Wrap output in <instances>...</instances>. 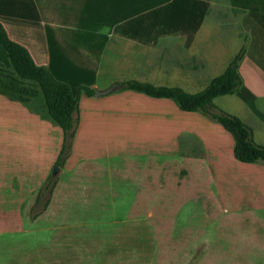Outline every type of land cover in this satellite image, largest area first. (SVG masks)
<instances>
[{"label": "rangeland", "instance_id": "374dc122", "mask_svg": "<svg viewBox=\"0 0 264 264\" xmlns=\"http://www.w3.org/2000/svg\"><path fill=\"white\" fill-rule=\"evenodd\" d=\"M141 55L128 48V66L132 68ZM176 63L185 66L186 61ZM229 63L225 55L224 59L210 61L198 85L187 83L193 78L188 73L178 72L156 85L196 94L206 89ZM123 68L119 67L115 75L117 81L137 79L131 69ZM245 79L252 82L247 72ZM246 89L260 91L253 82ZM121 92L106 95L94 105L82 102L84 120L87 122L89 111L99 109L107 114L109 108L117 107L124 111L121 118L127 117V111L133 122L107 127L92 119L78 135L80 111L72 150L62 165H57V160L64 133L50 118L42 96L22 103L42 122L41 127L19 123L13 128L9 119L0 117L2 133L14 130L41 137L33 142L27 156H22V165L16 167V172L7 161L21 157L3 149L0 152V264H264V214L255 221L226 220L224 227L216 208H212L213 202L205 197L186 195L162 205L160 201L135 199L134 193L141 190L133 185L153 181L212 182L225 177L252 185L250 190L238 189L237 197L243 199L252 197L250 192L264 194V164L239 162L234 156L233 136L203 113L184 112L172 100L151 99L132 91L114 100L112 96ZM214 105L227 112L217 103ZM236 107L245 114L240 103L235 102ZM142 112L169 117L171 121L161 118L153 124H143ZM252 120L254 128L246 125L259 144L258 140H264V128L256 117ZM182 130L197 131L202 136ZM200 140L207 141L210 147L218 145L214 141L221 143L224 153L221 161L217 158L221 173L206 164L208 157ZM121 143L124 151L120 150ZM176 207L179 209L173 217L169 211L174 212Z\"/></svg>", "mask_w": 264, "mask_h": 264}, {"label": "crops", "instance_id": "0c3cea01", "mask_svg": "<svg viewBox=\"0 0 264 264\" xmlns=\"http://www.w3.org/2000/svg\"><path fill=\"white\" fill-rule=\"evenodd\" d=\"M0 24L12 41L30 52L38 66H46L56 79L69 84L74 94L82 85L100 91L115 86L117 91L118 84L124 82L115 79V75L121 70L119 67L133 71V76L137 79L130 81L157 86V82L178 72L188 73L193 78L187 83L198 85L209 69L210 61L224 59L225 55L231 63L242 46H246V53L238 67V73L243 77L240 90L233 95L217 97L214 102L253 128L255 125L252 117H256L260 127L264 128L263 12L234 7L230 0H0ZM233 44H237L234 49L230 48ZM128 48L142 54L131 65L132 68L125 59ZM183 60L186 61L185 66L176 63ZM182 67H185L184 71L180 72ZM244 72L248 73L250 80L260 91L250 92L246 89L252 82L243 80ZM123 92L112 96L113 99H119L124 95ZM186 92L189 93L187 90ZM103 97L105 96L90 97L84 92L81 95V125L78 135L87 124H91L92 119L100 120L107 127L108 124L116 126L133 122L127 111V117L122 119L120 116L124 111L117 107L109 108L107 114L99 109L96 112L89 111L86 122L82 102L88 101L94 105L100 103ZM235 102L242 105L245 114L239 112L237 107L234 109ZM155 115L144 112L140 121L143 124L160 121L161 115ZM0 117L9 119L13 128L19 126V123L25 126L35 123L38 127L42 123L22 103L9 100L3 95H0ZM162 119L171 121L168 120L169 117ZM198 119L205 120L202 116H198ZM141 127L144 129L145 126ZM182 131L189 135L196 133L199 138L202 136L197 131ZM39 138L41 137H35L32 133L28 135L14 130L8 133L0 131V152L3 149L14 157H21L17 161H7V164L15 168V172L16 167L22 165V156H27V151L32 150L33 142ZM200 141L208 157L206 164L213 171L221 173L220 161L224 153L221 143L214 141L213 144L218 145L210 147L207 141ZM258 143L264 146L263 139L258 140ZM120 150H125L122 143ZM234 164L237 165L235 161ZM133 185L141 190L134 193L135 199H151L162 202V205L165 201L182 200L186 195L197 199L205 197L213 202L212 208H216L215 213L224 227L226 222L223 221L226 220L235 223L239 219L255 221L261 220L264 214L263 193L250 192L252 197H237L238 189H251L252 185L247 181L238 182L222 177L212 182L153 181ZM175 209L174 212L169 211L173 217L179 207ZM207 210L205 207L206 212Z\"/></svg>", "mask_w": 264, "mask_h": 264}, {"label": "trees", "instance_id": "16d2710c", "mask_svg": "<svg viewBox=\"0 0 264 264\" xmlns=\"http://www.w3.org/2000/svg\"><path fill=\"white\" fill-rule=\"evenodd\" d=\"M234 7L264 13V0H230ZM246 53V46L231 61L226 71L214 78L206 89L191 94L178 87L155 86L150 83L126 81L118 84L117 91H134L156 99H169L189 113L201 112L228 131L234 138V156L244 164H264V146L253 139L252 129L240 118L221 111L214 99L233 95L242 86L238 67ZM96 95L95 89L82 85L74 94L71 86L59 81L46 66H38L30 52L12 41L0 24V95L12 101L27 104L42 96L52 121L64 133V142L57 165H62L72 150L79 125L80 95Z\"/></svg>", "mask_w": 264, "mask_h": 264}, {"label": "water", "instance_id": "95a60500", "mask_svg": "<svg viewBox=\"0 0 264 264\" xmlns=\"http://www.w3.org/2000/svg\"><path fill=\"white\" fill-rule=\"evenodd\" d=\"M115 90H116V87L114 86V87L108 88V89L103 90V91H100V90H95V91H96V96L102 97V96H106V95L113 93ZM57 171H58V167H55V173Z\"/></svg>", "mask_w": 264, "mask_h": 264}]
</instances>
